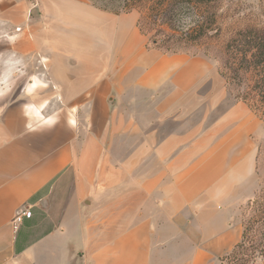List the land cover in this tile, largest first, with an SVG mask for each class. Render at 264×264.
Instances as JSON below:
<instances>
[{
  "label": "crops",
  "instance_id": "1",
  "mask_svg": "<svg viewBox=\"0 0 264 264\" xmlns=\"http://www.w3.org/2000/svg\"><path fill=\"white\" fill-rule=\"evenodd\" d=\"M135 12L0 0V78L30 74L0 83V264H210L238 243L253 111L207 56L148 48Z\"/></svg>",
  "mask_w": 264,
  "mask_h": 264
},
{
  "label": "trees",
  "instance_id": "2",
  "mask_svg": "<svg viewBox=\"0 0 264 264\" xmlns=\"http://www.w3.org/2000/svg\"><path fill=\"white\" fill-rule=\"evenodd\" d=\"M115 14L139 13L137 25L149 35L148 48L165 53L185 52L203 41L220 38L221 0H89ZM206 46L203 54L211 56ZM220 73L237 101L248 104L264 120V24H248L232 30L225 41ZM251 215L243 221L240 241L224 256L222 264H253L264 258V193L249 203Z\"/></svg>",
  "mask_w": 264,
  "mask_h": 264
},
{
  "label": "rangeland",
  "instance_id": "3",
  "mask_svg": "<svg viewBox=\"0 0 264 264\" xmlns=\"http://www.w3.org/2000/svg\"><path fill=\"white\" fill-rule=\"evenodd\" d=\"M106 12L115 15V13L113 12ZM135 15L138 17L139 13L135 12ZM219 24L223 28L221 37L208 38L207 40H204V43L202 45L203 47H201L202 52L199 54H203V48L206 46V48H208L207 50L211 53V56L205 54L203 55L211 59L220 68V60L223 55L224 44L229 37L230 32L236 28L243 27L248 24H264V0H221ZM146 38L149 39V35H147ZM4 46L5 44L0 42V47ZM195 50V47H191L190 49H186L184 51L189 55H194ZM29 76L30 74H27V72L21 73L20 71H16L13 74L12 82L5 83V81L0 78V83L9 85L8 87L13 90V94L15 96L20 93L21 86L23 85V83L27 82ZM7 90L9 89L7 88ZM227 92L230 101H233V99L236 100L234 94H232L228 88ZM53 107L60 108L63 106ZM253 114L255 123L251 136L256 140V144L258 147L255 175L256 185L253 196L239 207L238 221L242 224L243 221L247 220L251 215L249 209L250 201L255 198L256 194L263 195L264 193V120H262L260 116L257 115L254 111ZM232 249L233 248L225 250H214L211 255L210 264H222L221 259L229 254ZM253 264H264V258H258L257 261Z\"/></svg>",
  "mask_w": 264,
  "mask_h": 264
},
{
  "label": "built area",
  "instance_id": "4",
  "mask_svg": "<svg viewBox=\"0 0 264 264\" xmlns=\"http://www.w3.org/2000/svg\"><path fill=\"white\" fill-rule=\"evenodd\" d=\"M31 216H32L31 208H24L18 210L11 222L14 232H17L20 226L22 225V223L24 222V220L30 218Z\"/></svg>",
  "mask_w": 264,
  "mask_h": 264
}]
</instances>
